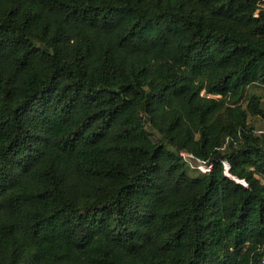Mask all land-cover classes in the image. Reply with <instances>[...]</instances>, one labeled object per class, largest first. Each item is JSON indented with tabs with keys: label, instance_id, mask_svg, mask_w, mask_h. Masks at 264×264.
<instances>
[{
	"label": "trees",
	"instance_id": "obj_1",
	"mask_svg": "<svg viewBox=\"0 0 264 264\" xmlns=\"http://www.w3.org/2000/svg\"><path fill=\"white\" fill-rule=\"evenodd\" d=\"M252 85L264 0H0V264H264Z\"/></svg>",
	"mask_w": 264,
	"mask_h": 264
},
{
	"label": "rangeland",
	"instance_id": "obj_2",
	"mask_svg": "<svg viewBox=\"0 0 264 264\" xmlns=\"http://www.w3.org/2000/svg\"><path fill=\"white\" fill-rule=\"evenodd\" d=\"M252 95H257L261 97L262 106L264 108V86L262 85L250 86L246 93L245 103ZM250 124L251 126L254 127L257 135L264 134V121L261 118L258 117L250 118ZM149 130L152 134V138L155 141H162V137L156 131L151 129ZM189 168H190L189 172L192 176H198L201 174V170L199 169V162L197 160L191 159V162H189ZM259 179L264 184V175L259 176Z\"/></svg>",
	"mask_w": 264,
	"mask_h": 264
},
{
	"label": "built area",
	"instance_id": "obj_3",
	"mask_svg": "<svg viewBox=\"0 0 264 264\" xmlns=\"http://www.w3.org/2000/svg\"><path fill=\"white\" fill-rule=\"evenodd\" d=\"M181 156H183L186 160L192 158L191 155H189L187 153H184V152L181 153ZM198 162H199V169L201 170V172L208 173V172L211 171L212 166L207 165L205 162H202V161H199V160H198ZM225 173H226L227 176H230L228 165L225 166Z\"/></svg>",
	"mask_w": 264,
	"mask_h": 264
},
{
	"label": "water",
	"instance_id": "obj_4",
	"mask_svg": "<svg viewBox=\"0 0 264 264\" xmlns=\"http://www.w3.org/2000/svg\"><path fill=\"white\" fill-rule=\"evenodd\" d=\"M187 162H191V159H187ZM241 183L245 184L244 181H242Z\"/></svg>",
	"mask_w": 264,
	"mask_h": 264
}]
</instances>
